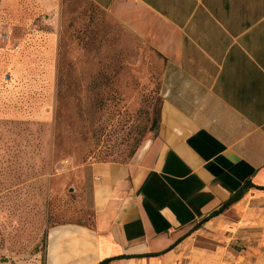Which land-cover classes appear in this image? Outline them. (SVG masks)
Instances as JSON below:
<instances>
[{"label":"crops","instance_id":"0c3cea01","mask_svg":"<svg viewBox=\"0 0 264 264\" xmlns=\"http://www.w3.org/2000/svg\"><path fill=\"white\" fill-rule=\"evenodd\" d=\"M89 1L146 48L160 119L130 162L87 165L89 222L49 225L38 264H264V0Z\"/></svg>","mask_w":264,"mask_h":264},{"label":"rangeland","instance_id":"374dc122","mask_svg":"<svg viewBox=\"0 0 264 264\" xmlns=\"http://www.w3.org/2000/svg\"><path fill=\"white\" fill-rule=\"evenodd\" d=\"M146 59L89 0H0V264H38L49 225L88 224L87 165L128 163L154 137L161 84Z\"/></svg>","mask_w":264,"mask_h":264},{"label":"trees","instance_id":"16d2710c","mask_svg":"<svg viewBox=\"0 0 264 264\" xmlns=\"http://www.w3.org/2000/svg\"><path fill=\"white\" fill-rule=\"evenodd\" d=\"M250 187V185H245L239 192H237L234 196H232L226 203L223 204V206L221 207V209H219L218 211L214 212L211 216H217L221 213H223L226 209L230 208L232 205H234L236 202H238L239 200H241V198L244 196L245 192L248 190V188ZM109 261H105L101 264H106Z\"/></svg>","mask_w":264,"mask_h":264}]
</instances>
